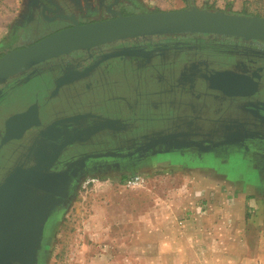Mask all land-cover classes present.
<instances>
[{
	"label": "flooded vegetation",
	"instance_id": "af4514ba",
	"mask_svg": "<svg viewBox=\"0 0 264 264\" xmlns=\"http://www.w3.org/2000/svg\"><path fill=\"white\" fill-rule=\"evenodd\" d=\"M141 11L132 0H99L92 7L87 0H23L13 46L0 55L72 26L69 18L83 25L113 12ZM113 53L120 57L109 60ZM116 69L123 73L113 75L114 85L100 95L92 83ZM32 71L31 79L20 81ZM221 73L241 83L245 95L216 88L212 80ZM130 80L152 81L161 96L145 107L131 94L136 89ZM65 93L71 99H61ZM77 97L91 100L76 102ZM52 98L62 109L54 114L48 112ZM147 109L151 117H142ZM1 111L0 190L31 192L15 219L25 226L16 238L30 248L22 253L24 262L12 264H35L61 206L85 172L193 153L247 157L264 174V42L183 33L75 51L0 83Z\"/></svg>",
	"mask_w": 264,
	"mask_h": 264
},
{
	"label": "rangeland",
	"instance_id": "374dc122",
	"mask_svg": "<svg viewBox=\"0 0 264 264\" xmlns=\"http://www.w3.org/2000/svg\"><path fill=\"white\" fill-rule=\"evenodd\" d=\"M87 1L91 7L99 2ZM132 1L144 11L195 7L264 18V0ZM22 4L23 0H0V52L13 46ZM111 55L109 60L120 57ZM118 69L92 83L100 95L114 85L113 75L123 73ZM33 74L26 73L20 81H28ZM128 84L145 107L161 96L152 81L130 80ZM65 94L61 99H71ZM77 98L76 102L81 99ZM86 100L91 98L80 101ZM55 102L50 100V114L62 110ZM8 104L10 109L15 107L13 101ZM144 112L142 117H151L148 109ZM248 159L179 153L145 164L85 172L61 206L35 264H190L188 223L193 209L217 222L226 221L230 236L225 252L258 255L264 241V174ZM133 176L140 182L127 186L125 180Z\"/></svg>",
	"mask_w": 264,
	"mask_h": 264
},
{
	"label": "water",
	"instance_id": "95a60500",
	"mask_svg": "<svg viewBox=\"0 0 264 264\" xmlns=\"http://www.w3.org/2000/svg\"><path fill=\"white\" fill-rule=\"evenodd\" d=\"M69 19L72 26L25 47L2 54L0 83L50 59L79 50L89 51L104 44L129 38L201 33L239 38L243 42L251 40L264 42V18L195 7L170 11H141L129 15L113 12L109 19L83 25H79L72 18ZM226 76L225 73L216 75L212 80L213 85L227 95H245L246 91L242 89V84H235L237 80L227 79ZM29 193H31L29 190H0V264L21 263L26 260L22 253L30 247L16 238L25 226L19 225L15 219H18L20 211L26 208V202L22 198Z\"/></svg>",
	"mask_w": 264,
	"mask_h": 264
},
{
	"label": "crops",
	"instance_id": "0c3cea01",
	"mask_svg": "<svg viewBox=\"0 0 264 264\" xmlns=\"http://www.w3.org/2000/svg\"><path fill=\"white\" fill-rule=\"evenodd\" d=\"M211 210V209H210ZM190 215V264H264V241L258 247V255L228 254L226 221L204 217L198 209ZM217 222V224H215ZM264 236V235H262ZM173 243V242H171ZM201 243V244H200ZM247 244L244 243V246ZM263 260L259 263V260Z\"/></svg>",
	"mask_w": 264,
	"mask_h": 264
},
{
	"label": "built area",
	"instance_id": "2783aa9c",
	"mask_svg": "<svg viewBox=\"0 0 264 264\" xmlns=\"http://www.w3.org/2000/svg\"><path fill=\"white\" fill-rule=\"evenodd\" d=\"M140 182V178L138 176L129 177L125 180V184L127 186H134Z\"/></svg>",
	"mask_w": 264,
	"mask_h": 264
},
{
	"label": "trees",
	"instance_id": "16d2710c",
	"mask_svg": "<svg viewBox=\"0 0 264 264\" xmlns=\"http://www.w3.org/2000/svg\"><path fill=\"white\" fill-rule=\"evenodd\" d=\"M225 12V11H224ZM1 56V55H0Z\"/></svg>",
	"mask_w": 264,
	"mask_h": 264
}]
</instances>
